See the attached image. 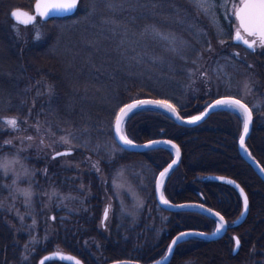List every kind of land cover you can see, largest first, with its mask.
Masks as SVG:
<instances>
[{"label":"trees","instance_id":"16d2710c","mask_svg":"<svg viewBox=\"0 0 264 264\" xmlns=\"http://www.w3.org/2000/svg\"><path fill=\"white\" fill-rule=\"evenodd\" d=\"M34 1L0 0V140L38 129L55 134L69 130L96 143L111 135L116 112L124 103L142 97L164 98L173 102L182 116H193L220 96H237L235 80L252 70L232 52L243 48L230 42L227 48H219L223 32L231 29H226V20H232L230 16L222 18L225 12L219 4L205 15L189 0H80L74 15L47 22L38 18V33L19 39L9 13L14 7L32 11ZM92 4L96 13L91 18L87 8ZM101 11L107 26L118 23L125 27V33H91L89 19L99 23ZM152 29L159 33H146ZM211 45L213 52L208 50ZM244 52L251 64L263 65V56ZM201 62L205 63L204 71L199 69ZM212 66L221 67L230 79L221 78V72L215 74ZM259 70L263 72L258 74L263 94L264 70ZM208 73L216 78L215 84L206 81ZM263 111L253 110L246 145L264 167ZM11 118L19 123L16 131L3 124ZM242 127L241 115L229 109L212 113L194 127L178 125L168 114L150 108L127 118L124 128L131 140L165 137L181 149L180 164L164 184L167 199L173 203L201 202L229 223L228 231L219 239L189 237L180 242L168 264H260L264 259V181L239 153ZM82 138L77 140L78 147ZM78 152L73 149L68 159H74ZM172 158L165 147L131 152L119 146L111 164H102L108 175L104 184L95 169L82 173L89 190V209L81 213L56 211L52 237L35 245L28 258L24 257L25 234L18 233L0 210V264H38L41 256L54 250L76 255L84 264L122 259L150 263L163 257L172 238L181 231L213 232L217 222L212 217L161 208L153 185L150 191H143L153 210L142 214L138 231L133 230L136 237L117 219L112 220L107 235L99 229L104 197L112 196L109 178L115 167L142 163L159 172ZM53 161L56 166L43 160L34 163L39 181L66 186L63 167L58 165V158ZM209 174L231 177L246 191L249 212L242 224L232 226L242 211L239 194L230 185L204 181ZM152 216L153 223L149 224ZM235 236L240 240L236 254ZM45 264L67 263L52 260Z\"/></svg>","mask_w":264,"mask_h":264},{"label":"rangeland","instance_id":"374dc122","mask_svg":"<svg viewBox=\"0 0 264 264\" xmlns=\"http://www.w3.org/2000/svg\"><path fill=\"white\" fill-rule=\"evenodd\" d=\"M102 3L103 5H100L108 11V8L106 9L108 5L104 6V2ZM237 4H239V0H224L223 6L219 4L220 10L223 13L225 12V16L222 18L225 20L228 16L232 17V20L228 18V21L226 20V29L229 26L231 28L230 31L227 33L225 30L223 32L224 38L218 41V46L221 49L222 47L227 48L226 44L229 42L234 44L232 43L233 33L231 32L236 25V19L232 13L233 6ZM92 6L93 4L87 8V15H90V17L96 13V10L94 11V7ZM103 13L102 11L100 12L102 20L99 23L98 20L93 22L89 19L88 30L91 33H125V27L120 26L118 23L112 22L107 26L109 22L106 24V18H104ZM39 20L41 19L39 18ZM37 25V20L30 26H22L15 23L13 27L14 33H17L19 39L24 38V36L31 33H38ZM17 26H22L23 28L21 29ZM146 33L159 32L152 29V31ZM162 44L164 45V43ZM209 48H211V52L215 49L213 45ZM232 52H234L235 57L239 58L252 69L250 74H242L241 77L235 80V84L233 85L234 91L237 94L235 97L245 101L252 111H263L264 96L262 95H264V92L261 94V89L263 88H261L262 85L260 79H258V74H263L259 69L264 70V63L263 65L260 63L261 65L259 66L251 64L248 55L244 51H241L240 48L232 50ZM255 56L257 58L263 56L264 58V48L257 50ZM199 65H201L199 69L204 71L202 68L205 66V63L201 62ZM241 66L244 65L241 64ZM212 67L215 74L221 72V78L230 79L228 74L223 73L221 67ZM208 80L215 84L216 78L208 73L206 81L208 82ZM79 135L73 134L69 130H62L60 134H55L53 131L42 132L37 129L35 133L29 131L20 136L11 135L0 140V159L6 157L9 160L19 159L20 161V164L15 165V171L9 170L5 173L0 170V210L6 213L8 217L7 222L16 228L18 233L25 234L27 242L24 245L25 258L29 257L35 245L44 243L52 237L55 230L52 221H54V213L56 211L64 210L68 213H81L89 209L86 203L89 190L83 182L82 177V173L85 170L95 169L100 182L103 184L108 179V175L105 172L106 169L102 164L104 162L111 164L113 155L119 150V145L113 137L112 129L111 135L107 134L103 140L96 143H91L90 139L87 137L82 138ZM29 136L32 137L31 140L27 139ZM61 137H67L71 143H63ZM78 138H82L79 141V147L77 144ZM7 141L11 143H6ZM41 141L43 142L41 143ZM66 149L79 151L74 159H68L69 155L57 157L58 165L61 168L63 167V181L65 180L64 184L66 186L61 187V184H56L54 181L47 183L40 182L37 177L39 169L35 167L34 163L38 160H43L45 163L51 162L53 166H56L54 165L56 162L53 161L52 157L53 153ZM73 163H76V165H73ZM157 174L158 172L155 169L142 163L120 165L112 170L109 178L112 196H103L105 203L99 221V229L102 233L108 234L107 228L113 219H117L121 225H126L127 230H131L129 233L131 235H134L133 230L138 231L137 227L141 224L142 214L145 212L150 214L153 210L146 202L143 191H150L151 185L154 186ZM21 190H29L32 193L31 198L29 199L22 195ZM106 208L109 209V215L107 220H104L103 213ZM40 215L41 220L39 219ZM153 218L154 216L149 220V224L153 223ZM130 236L125 238H129ZM135 237L134 240L136 239ZM97 245H99L98 242ZM247 264L257 263L250 262ZM260 264H264V259Z\"/></svg>","mask_w":264,"mask_h":264},{"label":"water","instance_id":"95a60500","mask_svg":"<svg viewBox=\"0 0 264 264\" xmlns=\"http://www.w3.org/2000/svg\"><path fill=\"white\" fill-rule=\"evenodd\" d=\"M52 2H56V0H52ZM79 2H80V0H79ZM37 3H38V0H35L34 1V5H33V11H29V10H27L25 8H22V7H14L13 9H11V11L9 13L10 18L16 24H19V25H22V26H30V25H33L36 22L38 17L44 22L50 21L52 19H61V18L70 17V16H72V15H74L76 13V11L78 9V6H79V3H78L76 10L73 11V12H70V13L58 12L55 15H51L50 14L47 18H44V17H41L36 11V4ZM41 10H44V9L42 8ZM12 11H17L19 13V15L16 18H13L10 15ZM29 17H35V20L34 21L31 20V19H29ZM238 23H239V21H238ZM241 37L243 39L248 40L247 38H244L242 36V34H241ZM248 41L251 42L252 40H248ZM233 42L235 44H242L243 46L247 47L241 41H238L236 39V33L233 36ZM251 51H253V50H251ZM226 98H233V99L241 100L240 98H237V97H234V96H228V95L221 96V97H218V98L214 99L213 101H211L200 113H198L196 115H193V116H189V117L182 116L180 111H179V109H178V107L173 102H171L170 100L164 99V98H156V97L136 98V99H133V100L127 102V103H124L123 105H121L119 107V109L124 107L127 104L134 103L136 100L164 101V102H167L169 104H172L176 108V111L179 114V116L181 117V119L178 120L176 118V116L173 115L171 112L165 110L164 108L156 107L154 105H149V106H146V107L141 108V109L150 108V109H156V110L162 111V112L168 114L178 125H181V126H184V127H194V126H197V125L201 124L203 121H205L212 113H214V112H216L218 110H221V109H228V108H216L214 110L209 111V106L214 104L216 102V100H218V99H226ZM241 102L245 103L251 109V107L245 101L241 100ZM119 109H118V111L116 113V116L119 114ZM138 110H140V109H138ZM229 110H232V111H235V112L239 113L241 115V117H242V122H243V114L241 112L233 110V109H229ZM135 111H137V110H134V111L130 112L124 118L123 134L126 135V136H127V134H126L125 128H124L125 122H126L127 118L132 113H134ZM251 111H252V109H251ZM205 112H207V115H204ZM116 116H115V118H116ZM194 116H203V118L200 121H198V122H196L194 124L186 122V121L190 120ZM114 122H115V119H114ZM252 127H253V111H252V119H251V122L249 124L248 133H247L246 136H244V146L243 147L241 146V143H240V137L243 135V127H242L241 134H240V136L238 138V150H239L240 155L244 158V160L247 161L252 166V168L255 170V172L264 181V167L251 154L250 150L248 149V147L246 145V142H247L248 138L250 137V134H251V131H252ZM112 131H113V137H114L115 141L117 142V144L122 149L127 150V151L144 152V151H148V150H151V149H154V148H157V147H165V148L170 149V151L172 152V155H173L172 160L163 169H161L158 172V174H157V176L155 178L154 193H155V198H156V201H157L158 205L161 208H163V209H165L167 211H173V212H176V211H193V212H197V213H201V214L207 215L209 217L214 218L216 220V222H217V225H216V228H215V230L213 232L200 231V230H196V229H190V230H185V231L179 232L178 234H176L172 238V240L170 241V243H169V245L167 247V250L169 249V247H171L172 248V252L169 253L166 250V252H165L163 257H161L160 259H157V260H155L153 262L143 263V262L135 261V260H131V259H122V260H114V261L108 262L107 264H168L170 262L172 256H173V254H174L176 246L180 242L186 240L187 238H189V237H197V238H200V239L211 241V240L219 239L223 235H225V233L228 231L229 223L223 217V215L221 213H219L218 211L210 208L209 206H207V205H205V204H203L201 202H197V201H187V202L173 203V202L169 201L167 199V197L165 196L164 190H163L165 181H166L167 177L169 176V174L180 164V161H181V149H180L179 145L174 140L169 139V138H165V137H160V138L148 140V141H145V142H135V141L132 140L133 141V145H135V146L128 147V146L123 145L120 142L119 138L116 136L115 129H114V123H113ZM165 141H168L170 143H164ZM155 142H160V143H155ZM145 145H152V147H145ZM172 145H175L176 148H179V156L178 157H177V154H176V148H173ZM58 152H70L72 154L73 150L72 149H66V150L56 151L55 153H53L52 157L55 156L56 153H58ZM61 156H65V155H61ZM57 157H60V156H57ZM174 161H175V163H173ZM169 165H171V167H169ZM165 169H167V172H166L163 180H161L160 174H161V172H164ZM203 180L204 181H214V182L224 183V184L230 185L231 187H233L237 191V193L239 194V196L241 198V201H242V211H241L240 215L233 221L232 226H238V225L242 224L244 222V220L247 218V215H248V212H249V198H248V195H247L246 191L244 190V188L236 180H234L233 178L227 177V176H223V175L209 174V175L204 176ZM229 180L230 181H234V183H228L227 181H229ZM237 185L239 187H237ZM241 189H243V193H244V195L247 196V200H248L247 212L244 213V214H242L243 211H244V195L241 194ZM161 193H163L164 199L168 201L167 204H165V203H163L161 201ZM216 213H218L219 215H215ZM220 217H223V228L221 229V231L217 232V228H221V223L222 222L220 220ZM184 233H187L188 235L182 236V234H184ZM178 236H182V238L180 240H178L175 245H173L172 241L176 240V238ZM236 238H238V236L234 237V239H236ZM239 247H240V245H239ZM238 250H239V248L237 249L236 245H234L233 253L236 254L238 252ZM69 258H71V259H69ZM42 260L44 261V264L49 262V261H52V260L62 261V262H65L67 264H75V261L78 260L80 262V264H84L83 261L79 257H77L76 255H73L71 253L65 252L63 250H54V251H50V252L45 253L38 260V264H40V262Z\"/></svg>","mask_w":264,"mask_h":264},{"label":"snow or ice","instance_id":"6c2138e0","mask_svg":"<svg viewBox=\"0 0 264 264\" xmlns=\"http://www.w3.org/2000/svg\"><path fill=\"white\" fill-rule=\"evenodd\" d=\"M189 2L205 15H209L212 9L217 7L218 5V0H189ZM78 3L79 0H56V2H52V0H38V3L36 4V11L41 17L47 18L50 14L55 15L58 12H62V13L73 12L76 10ZM223 3L224 0H219V4L221 6H223ZM42 8L44 10H41ZM232 14L235 16L236 20L239 21V29H242L243 32L250 37L258 38L259 47L264 48V0H239V4L233 6ZM10 15L13 18H16L19 15V13L17 11H12ZM29 19L34 21L35 17H29ZM36 38L39 39L40 38L39 35H37ZM161 38L168 39V37L166 36H162ZM236 39L238 41H241L243 44H245L249 49L255 51L257 46V39H254L251 42H249L248 40L243 39L241 37L239 30L236 32ZM208 50L211 51V48H209ZM51 91L52 89L49 88L50 93ZM149 105H154L156 107L164 108L165 110L175 115L178 120L181 119V117L176 111V108L172 104H169L164 101L136 100L134 103L127 104L119 109V114L116 116L114 122V129L116 136L119 138L120 142L123 145L128 147L135 146L133 145V141L123 134L124 118L130 112L144 108ZM216 108L233 109L243 114V135L240 137V143L241 146L243 147L244 136H246L248 133L249 124L252 119L251 109L245 103H242L241 100L233 99V98L216 100L214 104L209 106V111L214 110ZM204 115H207V112H205ZM202 118L203 116H194L186 122L194 124L200 121ZM3 124L6 125L8 128L12 129L13 131L18 130L19 127V123L15 118L5 120ZM27 139L31 140L32 137L29 136L27 137ZM61 141L65 144L71 143L67 137H61ZM42 142L43 141H41V143ZM6 143H11V142L7 141ZM155 143H160V142H155ZM164 143H170V142L165 141ZM145 147H152V145H145ZM172 147L176 148L175 145H172ZM70 154H71L70 152H58L56 153L55 156H53V159H55L57 156L70 155ZM176 154L178 157L179 148H176ZM173 163H175V161ZM16 164H20L19 159L9 160L8 158L5 157L3 159H0V170H2L5 173H7L9 170L15 171ZM21 167H23V165H21ZM169 167H171V165H169ZM166 172L167 169H165L164 172H161L160 174L161 180H163ZM227 182L234 183V181H230V180ZM237 187L239 186L237 185ZM21 194L29 199L31 198L32 195V193L29 190H21ZM241 194L244 195L243 189H241ZM161 201L165 204L168 203V201L164 199L163 193H161ZM247 208H248V200H247V196L244 195V211L242 214L247 212ZM108 215H109V209L106 208L103 213L104 220H107ZM215 215H219V214L216 213ZM220 220L222 222L221 228H217V232L221 231V229L223 228V217H220ZM186 235L188 234L187 233L182 234V236H186ZM182 236H178L176 240L172 241V244L175 245L177 241L182 238ZM235 245L236 248L238 249L240 245V241L238 238L235 239ZM167 251L171 253L172 248L169 247ZM40 264H44V261L42 260ZM75 264H80V262L77 260L75 261Z\"/></svg>","mask_w":264,"mask_h":264},{"label":"flooded vegetation","instance_id":"af4514ba","mask_svg":"<svg viewBox=\"0 0 264 264\" xmlns=\"http://www.w3.org/2000/svg\"><path fill=\"white\" fill-rule=\"evenodd\" d=\"M235 19H236V18H235ZM238 30L240 31V33L242 34V36H243L244 38H247L248 40H254V39H257V46H256V49H255V51H251L249 48L243 46L242 44H235V43L233 42V37H232V43H234L235 45H237V46L243 48V51L248 50V51H251V52H253V53H254V52H257V50H259V49L262 48V47H259L258 38H256V37H250V36H248L246 33H244L242 29H239V23H238V21L236 20V25L234 26V28L232 29V32H231V33H233V36H234V34H235ZM244 49H245V50H244Z\"/></svg>","mask_w":264,"mask_h":264}]
</instances>
